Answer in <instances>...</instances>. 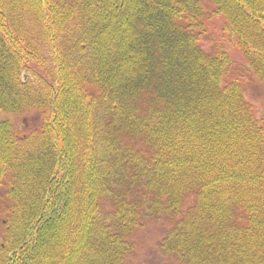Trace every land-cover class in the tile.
Segmentation results:
<instances>
[{"label":"trees","instance_id":"16d2710c","mask_svg":"<svg viewBox=\"0 0 264 264\" xmlns=\"http://www.w3.org/2000/svg\"><path fill=\"white\" fill-rule=\"evenodd\" d=\"M209 1L0 0V264H128L158 221L179 264H264V118L201 46L224 19L264 84V0Z\"/></svg>","mask_w":264,"mask_h":264},{"label":"rangeland","instance_id":"374dc122","mask_svg":"<svg viewBox=\"0 0 264 264\" xmlns=\"http://www.w3.org/2000/svg\"><path fill=\"white\" fill-rule=\"evenodd\" d=\"M206 9H213L209 0H200ZM212 13V12H211ZM224 19L211 17L209 13L205 19L207 30L201 38V46L207 52L215 53L218 45L225 44L231 53L233 61L232 76L239 78L245 98L254 107L259 118H264V84L259 82L252 74L246 59L231 48L228 42L229 38L224 32ZM1 118L9 119L17 128H23L27 122L22 117L9 116L1 113ZM30 120V119H29ZM33 121V120H31ZM34 122V121H33ZM191 199L187 200L186 206L191 203ZM170 228L169 222L158 221L149 222L139 231L136 232L131 241L134 243L135 252L128 258V264H179L175 259L169 258L161 252L159 243Z\"/></svg>","mask_w":264,"mask_h":264}]
</instances>
